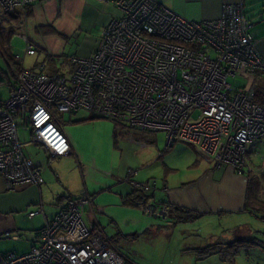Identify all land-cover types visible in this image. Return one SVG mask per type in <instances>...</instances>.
<instances>
[{
  "label": "built area",
  "instance_id": "2783aa9c",
  "mask_svg": "<svg viewBox=\"0 0 264 264\" xmlns=\"http://www.w3.org/2000/svg\"><path fill=\"white\" fill-rule=\"evenodd\" d=\"M40 1L0 0V8L9 19ZM113 4L120 16L102 29L90 55L70 59L74 68L68 76L47 75L42 64L24 68L25 57H34L36 50L23 31L18 36L24 52L10 57L13 82L0 101V178L6 189L43 183L39 165L24 147L38 146L50 158L69 155L55 116L80 112L138 133H163L166 148L185 143L215 167L243 176L247 145L264 140V106L254 101V85L230 82L239 75L264 78V57L249 35L243 4H224L217 19L203 22L185 20L155 0ZM12 21L23 30L21 20ZM19 130L28 142L20 141ZM135 174L128 170L126 182L150 197L156 183L135 182ZM91 202L89 197L67 200L46 220L37 245L22 255L7 254L3 264H132L96 225L86 223ZM141 211L162 223L172 213L168 205L155 203Z\"/></svg>",
  "mask_w": 264,
  "mask_h": 264
},
{
  "label": "crops",
  "instance_id": "0c3cea01",
  "mask_svg": "<svg viewBox=\"0 0 264 264\" xmlns=\"http://www.w3.org/2000/svg\"><path fill=\"white\" fill-rule=\"evenodd\" d=\"M155 1L185 20L201 22L217 19L224 4L242 3L250 24L249 35L264 57V0ZM119 16L113 0H42L27 7L17 17L23 30H13L8 47L11 38L20 36L23 31L36 50L27 69L42 64V71L47 75L68 76L74 68L63 57L69 42L74 40L78 44L72 58L87 57L96 48L102 29ZM19 42V54L23 55L25 42L23 39ZM260 81L256 87L264 86V81ZM65 115L64 123L60 121L64 115H56L55 122L71 153L50 158L43 149L34 146L30 155L41 170L43 183L40 186L19 185L8 191L0 178V264L9 253L22 255L36 246L46 220L54 217L69 199L91 198L85 212L86 223L96 225L124 258L122 248L129 238L144 235L158 226H168L179 216L185 215L188 220L191 215H197L196 218L203 215H253L252 210H246L248 176H240L228 167L217 168L209 162L208 167L199 169L188 182L172 188L165 180L150 197L142 196L126 182L127 171L137 170L132 177L135 182L150 183L153 180L148 166L157 160H151L149 154L154 148L148 145L155 144L158 149V133H138L87 113ZM127 132L132 136L126 135ZM129 139L141 144L144 151L148 147V152H143V157L138 159L145 169H138L131 161L125 160L126 148L122 145ZM261 143L253 141L247 145V155L252 161L259 158ZM148 203L171 207L173 215L169 222L162 223L144 215L141 208ZM35 211H38L36 215L28 216Z\"/></svg>",
  "mask_w": 264,
  "mask_h": 264
},
{
  "label": "rangeland",
  "instance_id": "374dc122",
  "mask_svg": "<svg viewBox=\"0 0 264 264\" xmlns=\"http://www.w3.org/2000/svg\"><path fill=\"white\" fill-rule=\"evenodd\" d=\"M3 15L0 8V16H2L0 17V30L4 29L7 35H11L15 26L12 24V19L9 21ZM6 33L3 32L4 36ZM19 40L16 35L11 38L10 52L13 56L20 53ZM77 45L74 40L69 42L67 52L63 55L68 63L74 57ZM2 52L5 57L0 55V101L8 97L9 85L13 82L8 66L11 58L4 50ZM32 62L33 58L26 57L24 68H29ZM261 79L254 80L251 77L239 75L230 82L235 87L244 88L249 85L256 86ZM197 116V111L191 114L192 118ZM58 118L57 116V121L60 120ZM66 119L67 116L64 115L60 120L61 123H64ZM126 135L132 136L130 132ZM19 138L22 143L30 140L22 130H19ZM124 143L121 145L126 148L124 150L125 160L131 161L132 165L138 169H143L138 159L143 157V152H148V147L144 151L141 144L131 139ZM156 143L158 149H155V144L148 145L154 148L152 154H149L151 160H157L148 166L150 167L148 168L149 176L153 178L151 182L156 183V188L165 180L172 188L179 183H186L191 176L196 175L199 169L209 165L204 157L185 143H174L166 148L164 134H157ZM34 146H25L24 154L36 162L30 156ZM258 148L257 157L259 158L252 161V158L247 155L243 176L253 179L256 196L259 201L264 202V140ZM129 149L131 150L130 157H128ZM255 203L253 200L252 204L257 206ZM196 216L191 215L188 220H185L188 217L182 215L172 220L168 226H158L144 235L129 238L122 248L125 258L132 264H264V221L254 215H203L198 218ZM171 217L172 213L170 219Z\"/></svg>",
  "mask_w": 264,
  "mask_h": 264
},
{
  "label": "trees",
  "instance_id": "16d2710c",
  "mask_svg": "<svg viewBox=\"0 0 264 264\" xmlns=\"http://www.w3.org/2000/svg\"><path fill=\"white\" fill-rule=\"evenodd\" d=\"M10 20H16L17 17L12 16V17H8ZM9 36L6 37L3 34V31L0 30V55L2 57H5V55L3 54V50L5 51V53L7 54V56L11 57V52L6 49L8 46V39ZM254 101L256 103H258L261 106H264V86H254ZM253 179H249V177L247 178V204H246V210H252L251 214H253L254 216H256L257 218H259L260 220L264 221V202L259 201V199L256 196V187L254 186V184L252 183ZM139 196V195H138ZM137 196V198H138ZM144 198V197H143ZM142 199V198H141ZM254 200V203L257 206H254L252 204V201ZM172 210V209H171ZM259 213H257V212ZM182 213H184L182 211ZM172 215H173V211H172ZM236 244V243H235Z\"/></svg>",
  "mask_w": 264,
  "mask_h": 264
}]
</instances>
